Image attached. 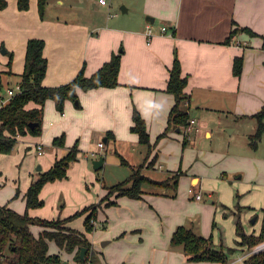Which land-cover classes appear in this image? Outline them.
Wrapping results in <instances>:
<instances>
[{
    "label": "crops",
    "instance_id": "1",
    "mask_svg": "<svg viewBox=\"0 0 264 264\" xmlns=\"http://www.w3.org/2000/svg\"><path fill=\"white\" fill-rule=\"evenodd\" d=\"M6 1V8L0 10V107L8 100L7 90L19 86L29 39H42L45 43L43 56L47 60V70L42 85L46 87L70 82L82 68L89 77L113 54H119L121 61L117 87L77 89L78 105L65 101L63 112L56 110L54 100L46 101L41 142L45 149L38 154L35 149L38 142L33 143L35 139L27 136L29 134L17 137V141H22L21 150L31 145L27 150L33 148L37 154L15 159L25 160L24 175L16 173L15 169L7 175L0 167V206L7 205L19 214L27 212L31 217L47 220L71 216L74 209L63 215L58 213L60 190L65 191L69 203L81 201L83 193L91 196L85 190L83 173L78 171L83 166L79 154L68 177L44 185L39 195L44 206L27 210L24 194L33 175L49 170L54 161L75 144L79 151H85L92 143L98 146L103 141L104 147L110 143L131 166H140L145 149L130 130L133 110L145 120L153 143L165 130L174 104V97L166 88L177 58L182 76L187 78L184 91L188 105L185 109L189 118L195 120L199 132L186 137L184 147L183 132L171 129L148 159L156 154L155 163L150 168L145 164L143 168V173L155 180L180 170L177 197L167 198L164 191H160L162 188L147 184L140 199L119 197L115 200L117 206L100 208L97 222L100 224L106 218L110 228L102 234L106 239L102 242L103 250L93 246L84 264H93L91 258H95L94 264H163L174 254L170 250L165 255L163 252L165 248L169 249L172 233L192 215L188 201L200 202L204 198L207 204H214L215 214L222 217L227 212V216H234L231 196L233 199L235 190L241 197L240 206L248 208L241 212L247 233H258L264 209V131L256 149L250 146L249 136L257 128L253 115L264 107V0H121V16L113 13L116 0H111L107 8L92 0L82 6L83 0H78L75 7L79 6L81 20L60 19L48 14L47 11L54 7L49 0L43 19L38 13L37 0H29L26 11L18 10L16 0ZM57 2L58 11L68 10L64 0ZM162 26L167 28V33L160 32ZM148 27L153 32L149 41ZM236 28H247L255 35L246 31L231 35ZM9 53L12 54L10 68L7 66ZM236 58L243 60L239 77L233 73ZM8 70L11 73H7ZM9 80L12 85L8 84ZM2 82L9 87H4ZM36 107L39 106L32 102L26 105V109ZM107 132L112 136L107 138ZM62 135L64 146H53V139ZM204 140L207 141L205 146L201 145ZM104 147L99 149L106 150ZM105 161L106 157L103 163ZM226 162L228 165L224 166ZM84 169L87 170V165ZM50 193L53 195L47 198ZM104 194L106 190H99L94 202ZM195 194H201V199H195ZM215 197L219 203L215 202ZM221 201L225 202L228 211L221 207ZM85 203L86 200L81 206ZM198 209L203 210L204 206ZM203 213L209 221L211 206L207 205ZM99 216L102 217L100 221ZM252 216L258 218V227V222L250 223ZM71 222L66 226L82 230L73 227ZM195 225L200 231L199 225ZM232 228L234 233V223ZM30 230L38 237L44 229L31 225ZM212 230L217 229L212 225ZM237 240L234 233L232 247ZM157 249L162 252L152 261L151 254ZM76 251L68 253L54 241H48V253L59 255L66 264H81L74 258ZM243 251L230 263L247 255ZM178 255L181 260L182 255Z\"/></svg>",
    "mask_w": 264,
    "mask_h": 264
},
{
    "label": "trees",
    "instance_id": "2",
    "mask_svg": "<svg viewBox=\"0 0 264 264\" xmlns=\"http://www.w3.org/2000/svg\"><path fill=\"white\" fill-rule=\"evenodd\" d=\"M16 4L20 11H26L29 8V0H16ZM46 5L47 0H37L38 13L41 19L44 17ZM6 6L7 1L0 0V10L6 8ZM238 31H246L251 35H255L247 28L233 29L231 35ZM44 45L42 39L32 38L27 41L24 70L20 75V90L0 107V154L10 153L17 142L18 136L38 135L40 133L44 105L47 100H54L56 109L62 112L65 101H78L77 89L89 91L101 87L115 88L119 85L118 72L121 56L113 54L108 62L104 63L89 77L85 76L82 68L73 80L64 85L57 87L43 86L42 81L47 70V60L43 56ZM9 56L8 68L11 66L12 54L9 53ZM242 61V58H236L234 61L233 73L237 77L240 76L242 71ZM7 73L11 72L8 70ZM186 85L187 78L182 76L180 62L175 58L166 88V91L173 95L174 104L168 114L165 130L156 137L154 143H151L145 120L137 110H133V124L130 130L137 135L139 144L145 149L144 160L140 166L133 167L119 156L121 164L128 166L131 173L128 178L120 183L110 187L104 186L106 195L100 203L107 201V206L114 205L115 201L109 200L112 196L115 199L119 197L140 199L144 193V185L147 184L162 189H172L174 193L170 196H176L177 183L182 175L180 170L171 173L166 179L155 180L146 176L143 173V168L145 164H147L146 168H150L155 163L156 154L149 161L148 159L158 142L167 136L168 131L178 129L183 132V128L187 125L189 114L184 105L187 99V94L184 91ZM30 102L39 107L26 109V105ZM253 117L257 121V128L254 134L249 136V140L252 149H256L264 131V107ZM30 124L36 125L31 129ZM111 136L110 132L106 133L107 138ZM52 145L63 147L64 135L54 138ZM182 145H187L186 137H184ZM77 154L78 149L74 145L65 155L56 159L49 170L36 173L24 194L27 210L43 206L44 202L39 197L42 188L47 183L65 179L68 169L77 160ZM221 207L228 211V207L224 205H221ZM234 209V233L238 239L234 242V247L225 246L222 239L218 243H214L212 237H202L192 229L182 225L177 226L172 233L170 245L181 246L184 258L188 262L229 264L231 259L240 254L241 251H248L264 243V209L262 210L260 229L257 234L255 232L247 233L243 226L241 212L248 208L235 204ZM85 213L87 215L84 220V227L86 232H90L97 226L91 222L92 219L96 220L95 205L86 207L67 219L57 218L56 220L34 218L29 216L27 212L19 214L8 208L7 205L0 206V264H64L59 255L48 253V241H54L60 249L68 253L77 250L75 260L81 264L87 263L90 244L85 234L66 226L71 219ZM223 216L226 218L227 212H224ZM255 217L252 216V218ZM257 222L258 218L256 217L253 225ZM31 225H38L43 227L44 230L39 233L38 237H35L30 230ZM83 247L87 249V252L81 259L79 253ZM240 248L243 250H240ZM243 263L264 264V249L248 255Z\"/></svg>",
    "mask_w": 264,
    "mask_h": 264
},
{
    "label": "rangeland",
    "instance_id": "3",
    "mask_svg": "<svg viewBox=\"0 0 264 264\" xmlns=\"http://www.w3.org/2000/svg\"><path fill=\"white\" fill-rule=\"evenodd\" d=\"M57 1L58 0H49V2L54 7H51V9L49 11H47L48 14H50L52 16L53 15L57 16L60 19L64 18L66 20H68V19H70V20H81L82 14L79 11V6L75 7V5L78 4V0H64L65 4H66V8H68L67 11L66 10L58 11V6H57L58 2ZM92 1L96 2L95 0H92ZM120 1L121 0H116L114 2L115 8H113V13H116L117 15L121 16L122 13L119 9L120 8L119 4L121 3ZM88 2H89V0H83V3H81V5L84 6L83 4H86ZM71 5L73 6L72 8H71ZM104 8H107V6H105ZM156 24L157 23H155V25ZM2 84L4 87H9L8 84L12 85L13 82L11 80H9L8 84L6 82H2ZM58 112H60V111H58ZM43 135H44V121L41 123V131L38 135H32V134L27 135V136L33 137L35 139V141H33V143L38 142L37 143L38 146H36V148H35L37 152H38V150L44 151L43 149H45V147L42 146L43 144L41 143L43 141ZM235 137L241 138L244 141V138H242L239 135H235ZM206 142L207 141L204 140V142H202L201 145L205 146ZM101 143H103V145H105L103 141H101ZM75 145L77 146V144H75ZM110 145L111 144L109 143L106 147H104V149H106V150H100L101 148L99 149V147L97 146V143L96 144L92 143L90 145V147L85 151H79L78 146H77V149L79 152L78 157L80 160V165H83V166H80L78 168V171L80 173H83L82 174L83 179L85 177V180H84L85 190L88 194H91V196H87L83 193L82 194L83 198L81 201L78 200L77 202L69 203L68 199H67V195L63 189L60 190V192L57 195V198H58L57 210H58V213L60 212L59 213L60 215H61V213L63 215L66 211H71L74 209V211L71 213L72 214L71 216H73L75 213L82 211L86 207H89L91 205L96 206V216H95L96 224L95 225H99V226H96L94 230H92L90 232H86L85 227L83 226L87 213L80 215V216H77V217H74L73 219L70 220V221H72L71 223H72L73 227L78 228V229H82L79 232H82L85 234V237H86L88 243L90 244V251L91 252L93 251V246L95 248H97L99 251L103 250L102 242L106 241V239L102 238V234H103V232H106L110 228L109 227L110 222H109V220L107 221L106 218L101 222L103 224V226L101 223L99 224V222H97L98 210L100 208H103V207L110 208L112 206H117L116 202L114 205H111V206L106 205L107 201L100 203L101 199L104 198V196L106 194H104L102 197H100L98 202L95 203L94 201L98 198L99 190H105L104 186L110 187V186H113L117 183L124 181L126 178H128V176L131 173V170L128 166L121 164V160H120L119 156H121L124 160H126V162L128 160L125 157H123L119 152H116L115 149H112ZM21 146H22V141L19 140L15 143V145L12 148V150L10 151V153L0 154V167H2V169H3L2 171L4 174L10 175V173H12V171L15 169L16 173L19 172V174L24 175V173H25L24 170L26 168L25 160L21 161V159L20 160L17 159V161H16L15 159L18 158L19 156L22 158L25 155H27V157L29 155L36 156L37 153H35L36 152L35 149L31 148L30 150H27V147H31V145L24 147L22 150H21ZM33 147H34V145H33ZM100 156H102L103 159H105V157H106V161L103 163L104 165L100 170L94 171L92 169V161L94 159H96V157L98 158ZM12 164L16 165L17 168H14ZM85 165H87V170L84 169ZM223 165L224 166L228 165V162L224 163ZM74 167H75V163H73L69 169L74 168ZM69 169H68V171H69ZM68 171H67V173H68ZM0 172H1V169H0ZM170 174L171 173H169L168 176L165 175L166 178L169 177ZM34 177H35V175H33L32 179ZM67 177H68V174H67ZM159 178L166 179L163 176H159ZM9 182H10V180H8L7 183H9ZM86 186H88V188ZM189 187H191V186H189ZM177 188H178V183H177ZM152 189L157 190L155 188H152ZM0 190H1V188H0ZM16 191H18V194L17 195L15 194V195L18 196L19 190L16 189ZM160 191H164L163 193H164V195L168 196L167 198L176 199V197H177V190H176V196L175 195L170 196V195H172V193H174V191L172 189H163ZM15 193H17V192H15ZM204 193L207 194V192H204ZM52 195H53V193L48 194L47 198L51 197ZM202 196H203V194H202ZM189 198H191V196ZM117 199H119V198H117ZM215 199H216L215 202L219 203L218 198L215 197ZM240 199H241V197L238 196V192H237V190H235L233 192V199L231 196L232 204H234V205L239 204ZM84 200H86L88 204L91 202H93V203H91L90 205L85 206V207H84V205H87V203H85L84 205L81 206V204L83 203ZM109 200L115 201L116 199L114 197H110ZM224 203L221 201V204L226 205ZM188 204H190L189 212L192 213V215L189 216L181 224L182 226H184L186 228H190V229L195 228L194 230H196L199 233L198 235L201 234L200 236H202V237H205V238L212 237L214 243H218L219 240L222 239L225 246L232 247L231 243L233 242V239H234L232 224L234 223V219H235L233 215H228L226 218H224V216L221 217V215L219 216L218 214H215L216 207L214 206V204H207L205 202L204 198L200 202H197L194 199H192V200L190 199L188 201ZM200 204H204V205H200ZM197 205L204 206V209L199 210L200 208L198 209V207H200V206H197ZM207 205L211 206V208H212V213H211V217H210L209 221L207 220L206 213H203L205 211ZM43 206H44V204H43ZM197 209H198V211H197ZM245 210H248V209H245ZM71 216H69V217H71ZM69 217H67V218H69ZM57 218L67 219V218H61V217H57ZM56 219H51V220H56ZM100 220H102V217L100 219V216H99V221ZM191 221H193L194 226L191 225ZM195 223H197L199 225L200 231L197 229V226L195 225ZM212 225H214L217 230H212ZM258 225H259V222L256 224V226L258 227ZM243 226L245 227V225H243ZM260 246H264V243L246 251V254L249 255V253H252L256 248H259ZM53 248H55V247L53 246ZM169 250L174 252V254L171 255L169 260L165 259L163 264H182V263L183 264H216V263H209V262H188V261H186L184 258V253H183V249L181 246H171L170 245L168 250L166 248L164 249V251H163L164 255L167 254V251H169ZM161 252H162L161 249H157L154 252H152V254H151L152 261L156 256L160 255ZM178 254L182 255L181 260H180V257ZM239 255L240 254H238L237 257ZM233 258H235V257H233ZM91 261L94 264L95 258H91ZM170 261H172V263H170ZM180 261H182V263H180ZM62 263H64V262H62ZM240 263H242V261H240ZM64 264H66V263H64ZM229 264H231V263H229ZM237 264H239V263H237Z\"/></svg>",
    "mask_w": 264,
    "mask_h": 264
},
{
    "label": "built area",
    "instance_id": "4",
    "mask_svg": "<svg viewBox=\"0 0 264 264\" xmlns=\"http://www.w3.org/2000/svg\"><path fill=\"white\" fill-rule=\"evenodd\" d=\"M95 1H96L99 5H101V6H110V1H111V0H95ZM160 32H161L162 34H165V33L168 32V30H167V28H166L165 26H162V27L160 28ZM169 33H170V32H169ZM146 36H147V40H148V41H149V40L152 38V36H153V32H152V30H151L150 27H148L147 30H146ZM19 90H20V87H19V86H17L15 89H9V90H7V93H6V95H7V99H10V98H11L12 96H14ZM184 105H185V106L188 105V99L185 100ZM198 132H199V128H198V126L196 125L195 120L192 119V118H189L187 125L183 128V134H184V136H185V137H189L192 133H198ZM98 147L101 148V149H103V147H104L103 143H101V142L98 143ZM42 153H43L42 150H38V154H42ZM189 192L192 193L193 191L190 190ZM194 197H195V199L199 200V199H201V194H195ZM91 222L94 223V224H96V221H95L94 219H92ZM263 249H264V246H260L259 248H256L252 253L259 252V251H261V250H263ZM252 253H249V255L252 254ZM247 256H248V255H245V256L241 257L240 259H237L236 261H234V262L231 263V264H235V263L241 261L244 257H247Z\"/></svg>",
    "mask_w": 264,
    "mask_h": 264
},
{
    "label": "water",
    "instance_id": "5",
    "mask_svg": "<svg viewBox=\"0 0 264 264\" xmlns=\"http://www.w3.org/2000/svg\"><path fill=\"white\" fill-rule=\"evenodd\" d=\"M2 53H5V50H2ZM75 105H78V101H75ZM35 125L36 124H34V125L33 124H30L29 127L31 129H33L35 127ZM102 166H103V157L102 156H100L97 159H94L92 161V168H93L94 171L100 170L102 168ZM38 170H39V168H38ZM255 219H256V217L253 218L251 220V222L254 223L255 222ZM86 252H87V249L86 248L83 247V248L80 249L79 256H80L81 259L84 257V255H85Z\"/></svg>",
    "mask_w": 264,
    "mask_h": 264
}]
</instances>
